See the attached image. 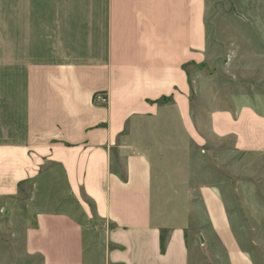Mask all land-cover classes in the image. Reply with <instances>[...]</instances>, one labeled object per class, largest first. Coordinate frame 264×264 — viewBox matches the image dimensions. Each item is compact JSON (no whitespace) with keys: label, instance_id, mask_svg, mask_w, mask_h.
<instances>
[{"label":"crops","instance_id":"obj_1","mask_svg":"<svg viewBox=\"0 0 264 264\" xmlns=\"http://www.w3.org/2000/svg\"><path fill=\"white\" fill-rule=\"evenodd\" d=\"M260 179L264 0H0V264H264Z\"/></svg>","mask_w":264,"mask_h":264},{"label":"rangeland","instance_id":"obj_2","mask_svg":"<svg viewBox=\"0 0 264 264\" xmlns=\"http://www.w3.org/2000/svg\"><path fill=\"white\" fill-rule=\"evenodd\" d=\"M255 7L257 9V6ZM237 185H241V190L234 191L229 200L234 207L232 216L236 234L238 239L245 244L243 246L245 250L249 251L256 259L264 261V243H262L264 235V180L244 181ZM166 235L164 232V237ZM216 245L214 244L211 251H207V264H224V255ZM210 259L212 262L209 261Z\"/></svg>","mask_w":264,"mask_h":264},{"label":"built area","instance_id":"obj_3","mask_svg":"<svg viewBox=\"0 0 264 264\" xmlns=\"http://www.w3.org/2000/svg\"><path fill=\"white\" fill-rule=\"evenodd\" d=\"M109 100V97L106 93L104 92H98L95 96H94V101L96 103H107Z\"/></svg>","mask_w":264,"mask_h":264},{"label":"trees","instance_id":"obj_4","mask_svg":"<svg viewBox=\"0 0 264 264\" xmlns=\"http://www.w3.org/2000/svg\"><path fill=\"white\" fill-rule=\"evenodd\" d=\"M166 246V237L162 235V248L165 249Z\"/></svg>","mask_w":264,"mask_h":264}]
</instances>
